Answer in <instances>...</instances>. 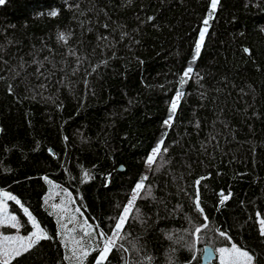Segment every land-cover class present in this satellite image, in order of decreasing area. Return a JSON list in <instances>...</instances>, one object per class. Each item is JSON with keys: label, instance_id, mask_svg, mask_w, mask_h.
<instances>
[{"label": "trees", "instance_id": "obj_1", "mask_svg": "<svg viewBox=\"0 0 264 264\" xmlns=\"http://www.w3.org/2000/svg\"><path fill=\"white\" fill-rule=\"evenodd\" d=\"M210 3L0 5V189L49 237L10 264H81V237L96 264L99 233L145 176L117 240L127 251L104 264H200L206 245L233 243L264 264V0H220L196 57Z\"/></svg>", "mask_w": 264, "mask_h": 264}, {"label": "snow or ice", "instance_id": "obj_2", "mask_svg": "<svg viewBox=\"0 0 264 264\" xmlns=\"http://www.w3.org/2000/svg\"><path fill=\"white\" fill-rule=\"evenodd\" d=\"M5 3V0H0V5H3ZM220 3V0H211L210 3V10L208 13V18H206L203 23L205 25L204 28L201 29L199 40L196 43L195 46V56L198 57L200 55L201 47L204 44L205 40V34L208 32L207 25L209 24V20L214 15L218 4ZM58 13L56 11H53L50 13L52 16H56ZM60 39L64 40L65 36L63 33L59 36ZM245 51H248L245 49ZM192 72V69L189 68L187 71H185L184 76H188L189 73ZM183 93L177 92L176 97L174 98L170 113L172 115L175 114V110L177 108V103L179 101L180 96ZM165 125H170L171 123V115L169 120L164 121ZM161 144L163 141L160 142ZM161 151L160 146L158 145L156 148L153 149L152 154H150L147 158L146 163L149 165V167L152 166V164L155 162L156 155L159 154ZM164 151H167V148H164ZM147 177H142L141 181H139L134 189H133V195L130 197L128 204L124 206L123 211L119 218L117 219V222L115 224L114 229L112 230V236L108 237L105 233L101 232L99 235L103 238L104 243L103 247L101 248L100 245H97V248H99V254L96 257V264H104L105 261H108L109 254L112 252L113 248H119L121 250L127 251L126 249H123V245H117V240L120 239V233L124 229V226L129 221V213L132 211L133 205L135 204L138 197H140V190L144 188L143 181L146 180ZM203 179V178H201ZM197 184L200 183L198 180L196 182ZM5 197L9 200H16V197L10 195L9 193H4ZM230 193L228 195L221 193L222 199L221 203L224 201H227L230 197ZM16 203L19 204L20 201L16 200ZM196 207L199 211L203 212V209L200 207V201H199V191L197 190V197L195 200ZM3 210L2 207V201H0V211ZM23 211L28 215L29 220L31 221L33 227L36 229V231L29 233L27 237L24 236H3L0 238V258H2L3 264H10L12 259H15L16 257H19L23 255L24 253H27L30 251V249L33 248L40 240L42 239H48L47 233L44 232L43 229L40 228V225L36 222L35 217L32 216L30 212H28L27 208H24ZM138 212V209L136 210ZM259 216V213L257 214ZM207 219V217H205ZM11 220L15 221L16 217H11ZM260 224V234L264 236V219L259 220ZM13 228H18L20 225L17 223H13L11 225ZM201 227H207V224L202 225L200 227L195 228V233H200ZM92 234L90 232H85V237H90ZM221 236H226L227 234L224 232L220 233ZM35 237V239H33ZM84 237H81L80 240L76 241L75 243L80 249V256L78 257V260L81 261L83 258L87 257L89 255L88 251L85 249L83 245ZM219 253L221 254V261L222 264H253L254 256L250 254V250L242 249L241 247L237 246L235 243L231 245V248H220L218 249ZM76 249H73V254L75 255ZM227 256L228 259H224V257ZM150 259V258H149Z\"/></svg>", "mask_w": 264, "mask_h": 264}, {"label": "rangeland", "instance_id": "obj_3", "mask_svg": "<svg viewBox=\"0 0 264 264\" xmlns=\"http://www.w3.org/2000/svg\"><path fill=\"white\" fill-rule=\"evenodd\" d=\"M4 193H9L10 195L16 197L12 192L5 190V189H0V201H2V207L3 210L0 211V238H2L3 236H24L27 237L29 235V233H32L34 231H36V229L33 227L31 221L29 220L28 215L23 211L24 215L27 217V219L30 221L29 223L31 224L32 228H29L27 230L24 231L26 225H28V223L24 222L25 219H22L20 216V209L19 207H21L22 209L25 208V205L22 204V202L16 197V200L20 201L19 204L16 203V200H9L7 199V197H5ZM133 195V193H132ZM29 212V211H28ZM32 214L33 217H35V215L30 212ZM15 216L16 220L13 221L11 220V217ZM36 222L40 225L38 219L35 217ZM13 223H17L18 225H20V227L18 228H13L11 227V225ZM40 228L43 229L40 225ZM45 232V231H44ZM33 239H35V237H33ZM220 248H231V245L229 246H225V247H220ZM218 248V249H220ZM217 249V255H218V263L222 264L221 261V254L219 253ZM224 259H228L227 256L224 257ZM0 261H2V258H0Z\"/></svg>", "mask_w": 264, "mask_h": 264}, {"label": "water", "instance_id": "obj_4", "mask_svg": "<svg viewBox=\"0 0 264 264\" xmlns=\"http://www.w3.org/2000/svg\"><path fill=\"white\" fill-rule=\"evenodd\" d=\"M217 260H218V255L215 248H213L210 245H206L203 249V254L200 264H219Z\"/></svg>", "mask_w": 264, "mask_h": 264}]
</instances>
